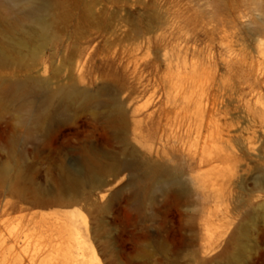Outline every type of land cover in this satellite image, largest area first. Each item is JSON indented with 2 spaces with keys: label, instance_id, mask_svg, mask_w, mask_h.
Masks as SVG:
<instances>
[{
  "label": "rangeland",
  "instance_id": "rangeland-1",
  "mask_svg": "<svg viewBox=\"0 0 264 264\" xmlns=\"http://www.w3.org/2000/svg\"><path fill=\"white\" fill-rule=\"evenodd\" d=\"M20 8L0 0V264H264V0H53L46 35ZM154 164L186 193L140 191Z\"/></svg>",
  "mask_w": 264,
  "mask_h": 264
},
{
  "label": "bare ground",
  "instance_id": "bare-ground-1",
  "mask_svg": "<svg viewBox=\"0 0 264 264\" xmlns=\"http://www.w3.org/2000/svg\"><path fill=\"white\" fill-rule=\"evenodd\" d=\"M52 1L53 0H31L28 2L27 6L26 4L24 5L26 7L25 12L21 10L22 13L24 12L25 17L29 19L31 18L33 20V22L36 24L37 28L43 35H46L48 33V23L45 20V13L51 6ZM1 2L10 9H16V7L19 8L21 7L20 9H22L24 7L23 5L20 6L18 5V3H20L19 0H1ZM5 56H6L5 48L4 46L3 47L0 46V60L5 59ZM42 85L43 83L39 79H34V81L31 82L29 80H15L10 83V86L16 92H19L20 90L31 91L36 88L40 89L41 87H43ZM77 94H80V92L73 88L63 91V95L65 96H74ZM53 96L54 93L48 90L43 92L42 100H41L43 109L44 107L50 105ZM172 111L173 109L171 108L170 113H172ZM211 124H212L211 122L208 123L207 125L208 129L210 128ZM133 164L134 163L131 162L125 163V165L129 167H132ZM139 171H140L139 172L140 182L142 181V183H144V185L142 184V187L139 186L140 191L142 192H144V190L147 187V183H148L147 181H153L156 185V187L154 188H156L158 192H163L165 190H168L169 193H171L176 198H179L186 193V188L184 187L185 185L183 183L182 177L179 175V169L175 168L174 166L165 167L163 164H154L151 167H147L143 165L140 166ZM88 176L90 177L96 176L95 172H93L91 168H88ZM134 181L135 180L132 179V183ZM140 191L137 190L136 191L137 194H139ZM239 258H240L239 254L238 255L236 254L235 256L230 257V260L228 261L227 264H243L239 261Z\"/></svg>",
  "mask_w": 264,
  "mask_h": 264
}]
</instances>
